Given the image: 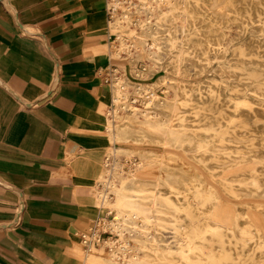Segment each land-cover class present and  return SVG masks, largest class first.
Masks as SVG:
<instances>
[{
  "label": "rangeland",
  "instance_id": "obj_1",
  "mask_svg": "<svg viewBox=\"0 0 264 264\" xmlns=\"http://www.w3.org/2000/svg\"><path fill=\"white\" fill-rule=\"evenodd\" d=\"M101 1L107 14L103 51L110 53L112 63L119 62L116 63L119 66L126 63V67L102 70L100 79L110 91L117 69L129 81L142 85L136 92L124 82L130 96L110 106L112 120L120 123L127 119L156 136L151 139L145 135L137 141L125 142L119 156L123 164L128 157L129 162L137 159L159 166L158 185L142 186L132 193L136 200L134 212L142 221L139 228L145 229L147 236L129 228L132 235L127 237L137 248L135 258L128 253L130 263L264 264V59L239 54L242 44L249 53L256 33L246 27L241 38L222 41L214 47L217 50H209V42H215L220 34L202 15L200 20L195 17L198 22L185 31L188 49L181 53L177 52L175 40L163 42L160 37L156 47H144L149 56L141 58L131 51L130 58L121 51L116 57L111 48L113 43L118 44L111 32L115 18L109 14L107 0ZM142 1L153 4L152 0ZM154 13L163 26L179 24L170 19V14H157V7ZM195 53L199 56L192 59ZM143 65H148V69L144 71ZM220 65L235 73L229 77L220 70ZM145 106L152 108L149 116L131 114L132 108ZM102 134L103 144V131ZM102 144L96 152L97 160L102 154L98 168L106 156L104 149L109 146ZM117 176L123 183L131 179L126 172H117ZM169 188H174V192ZM216 209L227 213L225 221L215 215ZM93 223L82 232L90 233ZM80 234L79 249H75L79 264H109L102 256L103 243L97 247L94 239L96 243L90 245L97 248L96 256L84 255ZM108 235L101 233L105 239Z\"/></svg>",
  "mask_w": 264,
  "mask_h": 264
},
{
  "label": "crops",
  "instance_id": "obj_2",
  "mask_svg": "<svg viewBox=\"0 0 264 264\" xmlns=\"http://www.w3.org/2000/svg\"><path fill=\"white\" fill-rule=\"evenodd\" d=\"M106 17L101 0H0V264L80 263L100 210L99 73L126 67L103 51Z\"/></svg>",
  "mask_w": 264,
  "mask_h": 264
},
{
  "label": "bare ground",
  "instance_id": "obj_3",
  "mask_svg": "<svg viewBox=\"0 0 264 264\" xmlns=\"http://www.w3.org/2000/svg\"><path fill=\"white\" fill-rule=\"evenodd\" d=\"M152 2L153 4H147L142 0H139V2H134L133 0H107L106 6L109 10V14L115 18L113 25H111L112 31H110L116 36V41L118 43L117 45L113 43L111 46L116 57H119L121 51L126 52L130 58H132L131 51H136L141 58L146 55L149 56L150 53H148L144 47L146 45L150 46V48L156 47L160 37L163 42H166L168 39L175 40L177 52L181 53L188 49L184 39L185 31L190 25L196 24L202 15H204L214 24V29L218 30V34H220V37L216 39L215 42H209V50H217L218 47L216 49L214 47L221 44L222 41L229 42L231 38H241L246 27H250L251 31L256 33L251 43L252 47L249 49V53H246L244 44H242L243 46L239 54L250 55L256 59H264V0H152ZM154 7H157V14H170V19L177 20L179 24L173 22L172 24H165L163 26L162 23L157 21V16L153 15L155 14ZM195 17L198 20H195ZM152 18H154V22H151ZM232 24L235 26L232 27ZM196 56H199L198 53H195L192 59ZM142 68L145 71L148 69V65H143ZM219 68L228 76L235 73L233 69H226L221 65ZM114 72L117 76L112 79V87L110 90L111 99L107 108L108 121L102 124V131L104 133L103 145L106 144L107 146L108 144L109 146L104 149L106 156L103 159L101 167L94 179L93 187L90 190V196L94 204H99L100 214L96 216L93 227L89 229L90 233H81L79 237H82L80 245L85 253H90L95 249L90 245V242L94 239L97 242V247L103 243V250L101 251L103 253L102 256L109 261V264H135L134 262L130 263V259H128L127 256L128 253H130L132 254V258H135L137 248L127 235H132L130 229H135L145 237L147 236V232L145 229L139 228V224L142 223V221L140 216L134 212L136 200L132 193L142 186L150 184L157 186L159 183V166L157 163L140 162L137 159H130L129 162L128 157H126L123 164V162H119V156L123 152L122 149L125 142L137 141L145 135L149 136L151 139H155L156 136L147 130L140 129L138 126L131 124L127 119L120 123L113 122V112L110 110V106L117 104L118 101L122 99L126 101L129 95L128 87H126L124 82L127 86L131 85L136 92L142 88L140 82L129 81L127 78L123 77V74L117 69H114ZM141 75L142 78L146 77L143 71ZM154 101H156V99ZM151 111V106H145L143 109L132 108L131 114L133 115L138 112L143 116H149ZM250 111H253V109H250ZM195 129L193 128V130ZM117 172L119 174H123V172L129 173L131 179L123 183L121 177L117 176ZM172 190L174 192L175 189L173 188ZM177 199H179V197ZM177 203L180 204L178 201ZM215 215H218L221 221L227 219V213L220 211V209L215 210ZM244 218L245 217H243V219ZM101 233H108L109 235L105 239V237L103 238L101 236ZM153 234L155 233L153 232ZM260 237L259 235V238ZM230 241L233 240L231 239ZM154 243L156 244V242ZM77 244L78 243H76L75 248H77ZM96 254L94 253L92 255L96 256Z\"/></svg>",
  "mask_w": 264,
  "mask_h": 264
},
{
  "label": "built area",
  "instance_id": "obj_4",
  "mask_svg": "<svg viewBox=\"0 0 264 264\" xmlns=\"http://www.w3.org/2000/svg\"><path fill=\"white\" fill-rule=\"evenodd\" d=\"M80 238L82 239V237H80ZM83 240H84V238H83ZM92 242L96 243L95 241H91L90 244H91Z\"/></svg>",
  "mask_w": 264,
  "mask_h": 264
}]
</instances>
